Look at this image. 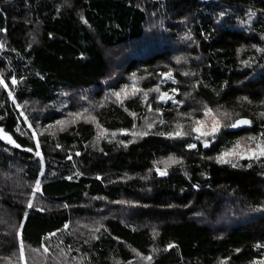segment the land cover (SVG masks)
Returning <instances> with one entry per match:
<instances>
[{
  "label": "trees",
  "instance_id": "obj_1",
  "mask_svg": "<svg viewBox=\"0 0 264 264\" xmlns=\"http://www.w3.org/2000/svg\"><path fill=\"white\" fill-rule=\"evenodd\" d=\"M152 19L167 21L162 40L149 36ZM121 43L135 52L117 83H105L107 49ZM0 75L8 85H0V223L4 211L12 215L0 224L1 257L18 247L15 224L22 242L41 247L76 219L98 216L93 232L65 233L81 264H128L134 252L149 264L264 259V157L216 160L244 136L264 137V0H0ZM127 76L138 77L139 91L97 106L95 122L26 134L22 110L36 113L33 123L39 112L54 122L72 103L70 90L101 99ZM157 87L172 99L160 101ZM206 108L253 125L222 127L204 147L191 129ZM177 124L188 135L160 134ZM130 131L147 135L131 139ZM169 157L177 162L160 175L156 164ZM36 180L48 207L22 197Z\"/></svg>",
  "mask_w": 264,
  "mask_h": 264
},
{
  "label": "rangeland",
  "instance_id": "obj_2",
  "mask_svg": "<svg viewBox=\"0 0 264 264\" xmlns=\"http://www.w3.org/2000/svg\"><path fill=\"white\" fill-rule=\"evenodd\" d=\"M166 22L167 21L165 20L158 21V19H156V22H154V20L152 19V22L150 23V26L148 27L149 36L150 38H152V40H156V39L162 40V35L164 33V30H166L165 25H164V23ZM135 48H136V44L134 43L132 44L121 43L110 49H107V56L110 60L111 67H110V72L107 78L103 82L113 83V84L117 83V81L121 77V73L124 70V67L127 61L132 57L133 53L135 52ZM126 81H127L126 84L120 86V88L117 90H114V89L105 90L101 99H98L94 95V92L92 90H70L68 94L71 97L72 103H70L68 106H65V108L63 107V110H62L63 116L54 122L45 123L44 120L47 117V115L45 114V112H39L40 110L37 109L39 112V120L33 123L29 118H32L33 115L35 116L36 113H33L31 116H27L25 111L22 110L24 119L26 117L25 119L26 126H27L26 134L32 136L33 139H39L41 138V136L45 134L48 135V133H51V132L54 133L56 131H59L60 129L65 128L70 123H72V122L58 123V122H69V121L76 122L78 120L95 122V119H93L94 117L93 114L97 106H100L102 103L110 99L117 98V96L115 95L116 93H120L121 94L120 97H122L130 92H133V85H135L136 89H138L140 86V81L137 76H127ZM125 89H127V92L124 91ZM159 95H160V92H159ZM169 96H172V95L169 93ZM32 109L35 111V108L32 107ZM206 109H210V108H206ZM211 110L215 114V116L218 119H220L222 125H224L222 127L229 125L230 122L235 118L234 115L232 116V114L230 112L228 113V111L227 112L221 111V110L216 111L213 109ZM26 111L29 114V108H26ZM77 113H82L83 115L80 117H77V115H75ZM204 113H205V110H204ZM204 113H203V117L201 118L195 117V120H205L206 125H209L211 121V117H206ZM222 113L230 114V117L233 119H228L227 117L223 116ZM236 120L234 119V122ZM29 124H31V128H29ZM250 125H253L252 121ZM98 130L99 132H101L102 128L99 126ZM33 131L35 132V135H33ZM130 132H132L131 139L136 138V136L133 135V133H135L136 131L135 132L130 131ZM218 133L216 134V136L218 135ZM194 136H197V134L194 133ZM205 139L209 141L211 137L201 138L200 140L205 141ZM261 141H264V137L244 136L241 138L239 143L245 149H254L256 147V144ZM250 158L257 159L259 157L252 156L250 152H243L241 155H238V156L226 157V159L234 163L242 159H250ZM156 167L162 171H165V168H166L165 164L162 163V161L156 164ZM37 181L39 180H36L31 183H25V184H23L24 182L20 181L22 183H17V184H19V186L20 185L22 186V184L24 185L23 187H21L20 190H22V193H23L22 197L27 206L31 202L32 206H36L38 208L48 207L49 205L42 201L40 192H36L35 195H33ZM2 217H4L5 219L0 224H5L6 226V218L10 219L12 218V215L8 214V211H4ZM97 217L98 216H93L91 220H86L84 218L76 219V221H73L70 225H68V227L65 230H63L65 232H62V233L58 232L56 234L51 235L50 238L48 239L49 241H46L45 245L41 247H32L22 242L20 239V227L18 224H15L14 233L18 237V240H16L18 243V247L14 251L11 250L10 253L6 256L1 257L0 255V264H81L82 261L80 259L81 257L80 252H78L77 249H75L72 245H68V240H66L65 233L81 235L85 232L87 233L93 232L92 224L93 225L98 224ZM90 221H96V222L90 224L89 223ZM57 238L59 239L61 238L63 241V244L60 243V245L58 246ZM21 246L23 247V257H21ZM134 256L135 258L132 261H130L128 264H149L150 262L149 260L144 259V257H148L146 255H142L138 252H134Z\"/></svg>",
  "mask_w": 264,
  "mask_h": 264
},
{
  "label": "snow or ice",
  "instance_id": "obj_3",
  "mask_svg": "<svg viewBox=\"0 0 264 264\" xmlns=\"http://www.w3.org/2000/svg\"><path fill=\"white\" fill-rule=\"evenodd\" d=\"M244 63H247V61H244ZM135 75V74H134ZM163 76H166L168 79H172V74L170 72L168 73H163ZM11 83L12 84H16L17 80L15 79V77L11 78ZM0 85H2L4 88H7L8 85L7 83H5L3 76L0 75ZM125 92H127V89L124 90ZM139 91V89L135 88V85H133V93ZM154 91L156 92H160L159 87H157L156 89H154ZM176 91V90H173ZM9 95L11 96V92H9ZM117 96V98L120 97V93H116L115 94ZM144 96H147V93H143ZM14 99V97H13ZM172 99L171 96H169L168 92H163L159 95V100L162 102H167L168 100ZM246 99V98H245ZM19 107V105H18ZM151 110V109H150ZM87 111V110H85ZM21 115H23V113H21ZM77 115V117L82 116V113H77L75 114ZM134 115V114H133ZM183 115V114H180ZM204 115L206 117H211V121L209 123V125H206V121L205 120H194L193 122V127H192V132L196 133V139L199 140L201 138H207V137H211V138H215L216 134L220 131L221 127L224 126L222 125L220 119H218L215 114L212 112L211 109H206ZM223 116L227 117L228 119H231L230 114L228 113H222ZM261 115H264V113H262ZM26 119V117H25ZM93 119H95L93 117ZM70 122H74V121H69V122H58V123H70ZM161 123H163V121H160ZM251 123V121L247 120V119H237L235 121V123H231L227 126L230 127H239L241 125H249ZM154 126V124H148L147 127L148 128H152ZM99 127V125H98ZM29 128H31V124H29ZM176 128L178 129L175 132H170V133H160L161 135H166L170 138H183L184 136L188 135V133L182 131L183 129V125L177 124ZM0 132H2V129H0ZM108 133L107 129H102L100 132V136H106ZM33 135H35V132L33 131ZM112 135H115V133H113ZM133 135H147V131L144 132H140V133H133ZM264 135V134H262ZM3 138L7 139L9 141V143L15 144V141H13L11 139L10 136H3ZM99 138V137H98ZM17 147H19V145H15ZM208 141L207 139H205V143H204V147H208ZM38 147V144H37ZM187 147L189 149H193L196 148V144H188ZM239 150V151H237ZM28 151H32V149H28ZM243 152H250L252 154V156L254 157H264V141L258 142L256 144V147L254 149H245L241 146V144L239 142H237L231 149H229L226 152H222L220 155H218L216 157V160L218 163H231L230 160L226 159V157L229 156H238L241 155ZM36 155L39 157L41 156V153L39 151L36 152ZM177 161L175 160V158L173 157H169L168 160L166 161H162V163L165 164V167L168 166L169 163H176ZM233 167H236L237 165L233 164ZM157 172L160 175H166V171H162L159 168H157ZM36 192H42V189L40 187L39 181H37L36 183V187L34 189L33 195H35ZM29 207H31V202L28 205ZM173 247V245H168V248ZM21 257H23V247L21 246ZM144 259H147L149 261H151L152 257L148 256V257H144ZM254 264H264V260H260V261H255Z\"/></svg>",
  "mask_w": 264,
  "mask_h": 264
},
{
  "label": "water",
  "instance_id": "obj_4",
  "mask_svg": "<svg viewBox=\"0 0 264 264\" xmlns=\"http://www.w3.org/2000/svg\"><path fill=\"white\" fill-rule=\"evenodd\" d=\"M238 119H247V120L251 121L249 118H246V117H240V118H238ZM234 123H235V122H234ZM250 124H251V123H250ZM250 124H249V125H241V126H239V127H231L230 130H231V131H234V132H239V131H242V130H244V129H247V128L250 126Z\"/></svg>",
  "mask_w": 264,
  "mask_h": 264
}]
</instances>
